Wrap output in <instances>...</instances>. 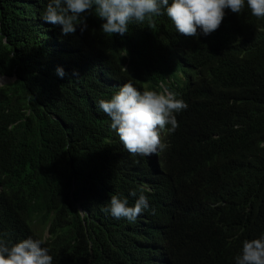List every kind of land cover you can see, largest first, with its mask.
I'll use <instances>...</instances> for the list:
<instances>
[{"label": "trees", "instance_id": "obj_1", "mask_svg": "<svg viewBox=\"0 0 264 264\" xmlns=\"http://www.w3.org/2000/svg\"><path fill=\"white\" fill-rule=\"evenodd\" d=\"M46 3L0 0V75H16L0 86V216H8L0 233L9 242L44 240L53 264H82L88 241L71 193L89 211L84 219L98 246L96 264H159L152 249L168 264H235L242 242L264 235V60L255 76L243 78L219 72L204 58L190 112L160 167L140 161L128 175L99 148L107 115L93 103L112 95L95 67L111 69L102 51L109 41L94 38L90 13L83 32L78 25L62 35L60 26L41 18ZM245 12L225 9L221 34L237 29ZM172 36L168 32L165 41ZM125 37L133 43V65L161 58L149 46L161 39L159 27L151 33L133 21ZM206 110L221 117L202 130L195 115ZM141 191L149 208L133 226L135 244L122 238L119 219L103 209L111 195L133 206Z\"/></svg>", "mask_w": 264, "mask_h": 264}, {"label": "clouds", "instance_id": "obj_2", "mask_svg": "<svg viewBox=\"0 0 264 264\" xmlns=\"http://www.w3.org/2000/svg\"><path fill=\"white\" fill-rule=\"evenodd\" d=\"M244 8L248 18L223 36L220 25L225 9L239 14ZM85 13L97 22V26H92L94 38L101 34L103 40L109 41L110 47L102 51L112 60L109 70H101V65L95 67L108 79L107 90L112 95L110 99H100L97 106L93 103L102 118L107 115L99 148L112 157L121 173L128 175L130 171L136 173L140 161L160 167L181 119L190 112L191 97L201 84L204 58L213 61L219 72L243 78L255 76L264 60V0H47L41 18L60 26L61 34L67 36L74 34L78 25L81 32L86 29ZM133 21L151 33L160 28L161 39L151 41L149 46L160 51L161 58L141 66L132 64L133 43L125 35ZM168 32L173 36L165 41ZM196 52L200 55L196 56ZM57 72L64 75L62 68ZM15 79V73L0 75V86ZM195 117L201 129L207 130L217 125L221 113L199 111ZM130 195L137 197L136 191ZM68 196L77 224L88 241L82 264H96L98 246L92 227L84 219L89 211L77 196ZM148 208L147 197L141 191L133 206L128 205L126 198L111 195L103 211L119 219L121 226L117 229L122 238L138 244V237L132 235L137 234L133 226L139 222L137 216ZM7 218L0 216V229L7 227ZM113 240L110 238L108 243ZM44 243L32 237L9 242L0 233V264H53ZM152 250L159 264H168L162 251ZM130 256L134 257V251ZM235 264H264V235L244 240Z\"/></svg>", "mask_w": 264, "mask_h": 264}, {"label": "rangeland", "instance_id": "obj_3", "mask_svg": "<svg viewBox=\"0 0 264 264\" xmlns=\"http://www.w3.org/2000/svg\"><path fill=\"white\" fill-rule=\"evenodd\" d=\"M3 80H4V82H5V81H8L7 79H3Z\"/></svg>", "mask_w": 264, "mask_h": 264}, {"label": "bare ground", "instance_id": "obj_4", "mask_svg": "<svg viewBox=\"0 0 264 264\" xmlns=\"http://www.w3.org/2000/svg\"><path fill=\"white\" fill-rule=\"evenodd\" d=\"M32 183V182H31Z\"/></svg>", "mask_w": 264, "mask_h": 264}]
</instances>
